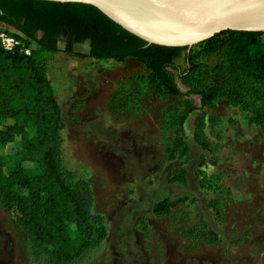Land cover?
<instances>
[{
	"label": "rangeland",
	"instance_id": "obj_1",
	"mask_svg": "<svg viewBox=\"0 0 264 264\" xmlns=\"http://www.w3.org/2000/svg\"><path fill=\"white\" fill-rule=\"evenodd\" d=\"M239 43L228 46V53ZM190 51L174 61L183 93L190 90L189 78L197 85L204 79L200 69L188 78L179 74ZM222 53L196 47L192 63L210 69L222 61ZM47 76L62 113L63 166L90 183L95 211L107 222L106 239L76 264H264V138L236 106L216 100L201 111L197 95L163 97L150 90L145 70L133 61H93L60 52L49 61ZM183 100L197 109L185 123L186 185L168 181L174 166L164 150L174 139L164 111L180 110ZM203 112L217 120L206 131L220 147L216 165L192 138ZM20 149L19 138L0 148L12 159L8 168ZM199 170L218 189H200ZM214 198L220 221L207 206ZM164 199L172 213L154 215V204ZM212 230L220 243H211L207 232ZM0 264H32L23 235L1 203Z\"/></svg>",
	"mask_w": 264,
	"mask_h": 264
},
{
	"label": "trees",
	"instance_id": "obj_2",
	"mask_svg": "<svg viewBox=\"0 0 264 264\" xmlns=\"http://www.w3.org/2000/svg\"><path fill=\"white\" fill-rule=\"evenodd\" d=\"M0 24L7 32L36 45L30 56L0 47V148L17 138L21 142L11 168L10 156L0 152V203L23 235L32 264H76L96 251L107 237V222L95 211L90 183L62 163V113L47 76L49 61L60 52L93 61H133L145 70L150 90L177 99L197 95L201 111L223 100L236 106L264 138L262 32L225 31L191 47L186 56L188 66L179 74L188 78L200 69L204 79L197 85L189 78L190 90L183 93L176 83L175 71L180 68L174 61L188 48L147 46L92 6L0 0ZM236 40L239 45L228 53V46ZM196 47H204L205 53L223 52V59L210 69L194 65L192 49ZM195 110L188 100H183L180 110L164 111V125L174 133L173 142L164 149L165 160L174 166L168 177L172 184L188 182L190 149L185 123ZM206 113L197 116L192 138L216 165L220 147H214L206 131L217 120ZM196 175L200 189H218L208 182L203 170ZM218 203L214 198L207 206L221 220ZM153 213L169 216V199L156 202ZM207 236L213 244L221 242L213 230Z\"/></svg>",
	"mask_w": 264,
	"mask_h": 264
},
{
	"label": "water",
	"instance_id": "obj_3",
	"mask_svg": "<svg viewBox=\"0 0 264 264\" xmlns=\"http://www.w3.org/2000/svg\"><path fill=\"white\" fill-rule=\"evenodd\" d=\"M96 8L149 45L188 48L225 31L264 33V0H38Z\"/></svg>",
	"mask_w": 264,
	"mask_h": 264
},
{
	"label": "built area",
	"instance_id": "obj_4",
	"mask_svg": "<svg viewBox=\"0 0 264 264\" xmlns=\"http://www.w3.org/2000/svg\"><path fill=\"white\" fill-rule=\"evenodd\" d=\"M0 47L7 52L17 51L30 56L36 45L31 40L18 38L5 29H0Z\"/></svg>",
	"mask_w": 264,
	"mask_h": 264
}]
</instances>
